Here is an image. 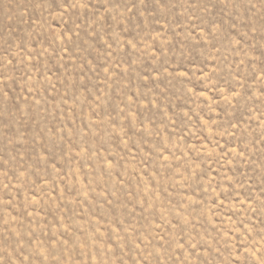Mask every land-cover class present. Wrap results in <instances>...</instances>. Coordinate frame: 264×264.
<instances>
[{"label": "rangeland", "instance_id": "rangeland-1", "mask_svg": "<svg viewBox=\"0 0 264 264\" xmlns=\"http://www.w3.org/2000/svg\"><path fill=\"white\" fill-rule=\"evenodd\" d=\"M0 264H264V0H0Z\"/></svg>", "mask_w": 264, "mask_h": 264}]
</instances>
